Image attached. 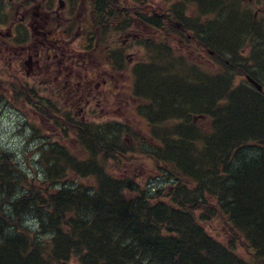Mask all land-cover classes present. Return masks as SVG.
<instances>
[{
	"label": "trees",
	"instance_id": "trees-1",
	"mask_svg": "<svg viewBox=\"0 0 264 264\" xmlns=\"http://www.w3.org/2000/svg\"><path fill=\"white\" fill-rule=\"evenodd\" d=\"M159 43L168 52L169 48ZM165 51L162 53L166 54ZM140 70L145 73L149 68ZM198 75L192 73L190 78L183 73L173 79L179 81L177 84L162 82L172 93L170 118L151 111V106L145 112L150 118V136L160 140L153 148L162 150L157 152L162 157L152 156L154 151L151 157L168 178L167 183H174L170 188L152 195L136 182L135 176L109 169L105 158L121 163L129 148L121 147L120 141L113 147L108 146V139L97 138V142L87 123L80 124L67 116L70 122L64 127L66 134L72 131L81 146L96 149L90 158L79 161L67 147L53 146L49 151L62 163L60 170L50 173L43 185L30 183L20 200L9 201V214L4 213L5 201L2 202L0 224L6 227L0 229V264H69L75 258L80 264H264V111L259 110L264 108L259 106L256 95L240 96L243 90L240 88L223 96L224 105H218L215 96H210L211 107L215 108L202 109L206 101L195 90L203 81ZM134 77L133 93L141 98L144 88L141 81L144 85L148 77L145 74ZM228 83L230 86V80ZM149 96L154 100L160 98L152 93ZM29 100L42 110L44 97L33 94ZM160 105L163 109V104ZM53 106L50 101L44 106L43 118L47 113L52 115L53 110L57 114L59 109ZM225 108L226 118L218 112ZM196 109H200L202 116L214 114L213 130L203 133L202 128L189 123L187 113ZM173 117L176 132L168 134L159 124H169ZM240 120L244 124L238 123ZM120 132L115 134L116 139ZM251 137L261 140L263 145L255 160L242 156ZM100 154L104 160H100ZM209 154L210 159L206 158ZM8 164L0 152V183L4 193L9 192L8 186L13 188L18 172L11 162ZM71 169L90 178L91 185L66 186L54 181ZM191 184H195L194 190ZM211 200L216 205L208 207ZM204 207L209 208L206 215ZM212 209L224 215L232 237L239 239L242 248L249 249L248 260L243 253H237L230 240L222 242L206 234L203 222ZM19 213L20 223L16 219ZM29 213L36 217V230L23 224ZM9 226L12 233H5Z\"/></svg>",
	"mask_w": 264,
	"mask_h": 264
},
{
	"label": "rangeland",
	"instance_id": "rangeland-1",
	"mask_svg": "<svg viewBox=\"0 0 264 264\" xmlns=\"http://www.w3.org/2000/svg\"><path fill=\"white\" fill-rule=\"evenodd\" d=\"M154 2L156 7H152L153 11L163 12L170 6V10L167 11L172 12L179 21L185 23L184 27L185 29L187 28L185 32L187 37L182 42V35L180 36L178 31L172 32L173 34L169 36L170 40L168 41L158 34L156 37L150 38V40L155 41V45L158 48H152L148 44L135 40L133 43L128 44L124 51L120 52V47L118 46L120 40L118 39L117 41L115 36L118 27L113 25V21L110 22V25L107 24V43L111 45L113 50L110 55L118 56V59L129 55L134 58L132 63L139 59L144 61L145 58L147 65L143 67L149 68L145 73L140 70L141 66L136 68L135 73H133L134 70L132 68L126 69L124 76L127 83L123 86L106 89L109 94L107 98H110L107 105L103 104L102 107L95 106L98 97H92L89 107L79 109L76 104V108H71L68 106L69 94L62 93V96H65L64 99L59 94H50L36 79L28 78L25 71L22 70L23 68L20 70L18 78L7 75L0 76V152L6 156L8 165L11 162L13 169L18 171L15 173L16 176H14L13 188L10 189L9 186L6 188V191H9L8 193L5 192V194L3 192L0 183V205L5 201L4 205H2L5 214L10 212L11 205L9 201L14 203L20 200V196L27 193L25 189L31 186L30 183L43 185L49 180L50 173L60 170L62 163L55 160L54 154L49 151L50 148L53 146L59 148L63 145L70 152L72 151L79 161H84V158L88 156L90 158L93 155V150L96 149V146H93L91 151L89 147L84 148L80 145V142L77 141V134L72 131L68 135L66 134L64 127L70 122V120H66L67 116L75 118L80 124L82 122L87 123L96 140L97 138L98 140L108 139L109 145H107L109 147L116 146L117 141H120L121 147L129 148V152L120 161L121 163L105 158L109 169L122 175L135 176L133 178H135L136 182L145 189H153V187L157 186L164 189V186H169V183H167L168 178L163 172L159 171L156 166V160L151 157V151H154L152 156L162 157V155L157 154L158 151L162 150L153 148L160 143V140L150 136V118L145 115V112L151 106V111L159 112L161 116L169 115L167 119L171 117L169 107L171 108L172 104L174 105L173 102L170 103L172 93L164 85L165 83L162 82L172 81L177 84L179 81H174L173 79L180 78L179 76L183 73L188 74L190 78L192 73H204L210 79H203L205 84L202 87L198 86L199 88L195 90L199 91L200 97L205 101L210 96L217 95V82L211 78H216L218 74L222 78L223 83H225L222 94L249 85L243 74L252 70L264 82V31L262 30V24L256 21L260 19V15L264 14V10L255 15L258 9H264V0H215L213 3L217 5V17L219 22H221V24H218V34L217 36L215 35L217 38L212 33L196 34L192 31V28L196 25H201L208 21L207 16L214 6L212 2L208 0H205L204 3L194 2V0H167V2L166 0H154ZM124 4L126 3L122 1L121 6ZM197 5H200V7L197 8ZM208 6H211V8ZM248 14L251 16H248ZM255 16L259 18L253 20ZM178 27L177 29H179ZM181 34L183 33L181 32ZM195 35H197L198 39L194 37ZM212 39L214 40L213 42ZM146 40L148 39H144V41ZM159 42L167 44L169 53L163 49L164 47L157 45ZM236 43L238 45L241 44L239 50L228 48L229 45H235ZM212 50L217 53V56L210 52ZM164 51L166 54L162 53ZM158 52L159 54L157 55ZM175 56L180 60L176 59ZM251 58L255 60L257 65L253 64ZM182 59L187 60V62L184 63ZM124 61L127 64L129 63L126 59ZM152 62L154 64H151ZM136 74H145L148 77V79L144 80V85L141 81V85L146 88L145 91L144 88L141 89L144 92H140L141 98L136 95L134 98L131 94L135 92L133 89L135 87L133 75ZM228 80H230V86ZM39 81L42 82V80ZM141 85L139 84V86ZM29 88H34L36 91L33 90L31 94H28ZM34 93L38 94L39 97L49 98V101L56 109L59 107L57 114L56 110H53L54 113L52 115L47 113L46 117L43 118L45 101L41 104L42 110L36 106L33 107L29 102V95L33 96ZM151 93L158 95L160 98L154 100L152 96H149ZM160 102L163 104V109H160ZM259 110L264 111L262 109ZM184 113L186 114V112ZM200 113L196 109L195 112L187 113V118L190 124L202 128V132L206 133L210 124H208V118H205ZM174 118L170 120L169 124H159L164 127L163 129L168 134L176 132ZM107 125H110V129ZM121 126L126 128H124L125 131H121ZM118 132H120L119 137L116 139L115 134ZM97 133L99 134L98 137ZM208 135L211 137L210 134ZM102 146H104V143ZM246 147H243L242 156L243 154L249 157L255 156L257 146ZM100 155V160H104V155ZM210 156L209 154L206 158L210 159ZM206 158L205 161H209ZM68 172L64 176L55 178L54 181L66 186L76 183L85 184L86 186L91 185L90 178L81 177L72 169ZM9 175L12 176L10 173ZM190 188L194 190L195 184H191ZM5 196L9 197V199H3ZM207 204H209L208 207H211V204H215V202L211 200ZM212 211L214 212V209ZM208 212L209 208L204 207L203 213L206 215ZM214 215L217 217L205 223L210 235L221 241L227 239L226 242H229L228 238L231 242L234 241L236 236L232 237L230 228L225 225L226 220L221 219L218 213ZM35 218L33 213H29L25 216L23 224L36 230L38 224ZM16 219L20 223V213ZM2 225L4 224H0V229L6 227V225ZM10 230H13L10 226L7 229L5 228V233H12ZM235 248L243 253L244 249L241 247L239 239L235 242ZM246 257L249 258L250 255ZM69 264L80 263L75 258Z\"/></svg>",
	"mask_w": 264,
	"mask_h": 264
},
{
	"label": "flooded vegetation",
	"instance_id": "flooded-vegetation-1",
	"mask_svg": "<svg viewBox=\"0 0 264 264\" xmlns=\"http://www.w3.org/2000/svg\"><path fill=\"white\" fill-rule=\"evenodd\" d=\"M122 1L126 4L121 6ZM152 7H156L154 0H0V76L18 78L23 68L28 78L36 79L50 94L62 99V93L69 94L71 108L76 104L79 109L89 107L92 97H98L95 106L107 105L106 89L125 85L126 69L147 65L145 58L132 63L129 55L121 60L110 55L109 22L118 27L115 36L120 52L135 40L157 48L150 38L158 34L168 41L172 32L178 31L182 42L187 37L184 22L170 11H153ZM256 21L264 31V14ZM29 89L28 94L36 91ZM44 98L47 106L49 98Z\"/></svg>",
	"mask_w": 264,
	"mask_h": 264
},
{
	"label": "bare ground",
	"instance_id": "bare-ground-1",
	"mask_svg": "<svg viewBox=\"0 0 264 264\" xmlns=\"http://www.w3.org/2000/svg\"><path fill=\"white\" fill-rule=\"evenodd\" d=\"M204 1L205 0H201V2H203L204 3ZM208 1H210V0H208ZM216 6L217 5H215L213 8H212V10L209 12L210 14L207 16L208 17V21L206 22V23H202L201 25L199 24V25H196L194 28H192V31L194 32V33H196V34H202V33H204V32H206V33H212V35H216L217 36V34H218V32H217V30H219V25L218 24H221V22H219V18L217 17V15H218V10L216 9ZM209 7V6H208ZM167 10H170V6H168V8H167ZM213 36V37H214ZM215 36V37H216ZM217 38V37H216ZM214 40L212 39V42H213ZM240 46H241V44H235V45H229L228 46V48H231V49H233V50H239V48H240ZM199 75V77L200 78H202V79H207V78H209V77H207V75L206 74H204V73H198ZM219 75V74H218ZM217 75V77L216 78H211V79H214L216 82H217V85H216V89H217V95L215 96V98H216V102L215 103H217L218 105H224V103H225V100H224V98H223V96L225 95V94H222L221 92H222V90H223V88H224V85H225V83H223V80H222V78L221 77H219ZM244 76H245V78H246V80H247V82H248V84L249 85H247V86H245L244 88H243V90H241V92H240V96L241 95H256V99H257V102H258V104H259V106L260 107H262V108H264V82H262L261 81V79H259V80H256V78H254V77H257L256 75H257V73L255 72V71H251V72H246V73H244L243 74ZM251 78H254L256 81L255 82H251L250 81V79ZM210 79V78H209ZM205 80H203L202 82H201V87L205 84ZM219 81H221V82H219ZM213 104H211V101H209V99L206 101V103L203 105V108L202 109H205V110H207V109H210V108H215V107H211ZM197 110H199L200 111V109H197ZM218 112L220 113V116L221 115H223L225 118L227 117V115H228V112H227V109L225 108V109H223V110H219L218 109ZM204 117L205 118H208V124H210V127L208 128L209 130H213L214 129V123H215V120H216V117L214 116V114H211V113H207V114H205L204 115ZM238 123H240L241 125L242 124H244V122H243V120H240ZM253 136V135H252ZM261 140H259V139H256V137H251V139L250 140H248V142H247V147H254V145H256L257 146V152H256V154H255V156H251L252 157V160H255L256 158H258L259 157V155L262 153V147H263V145H262V141L260 142ZM246 147V148H247ZM245 148V149H246ZM245 152V151H244ZM233 154H234V152H233ZM229 160H231V158L230 157H227ZM157 166V165H156ZM165 166H167V165H165ZM157 168H158V166H157ZM159 169V171H161V172H163V170L162 169H160V168H158ZM164 173V172H163ZM174 183H169V186H167V187H165L164 186V189H168V188H170L172 185H173ZM142 186V185H141ZM143 188V187H142ZM145 191H147V192H149L150 194H152L153 195V193H155L156 191H158V190H164V189H161L160 188V186H157V187H153V189H151V188H147V189H145V188H143ZM213 212V211H212ZM212 212H211V214H210V217L209 218H207V219H204L205 221L203 222V226L206 228V225H205V223L207 222V221H210L212 218H214V217H217V216H215L214 214L215 213H217L216 211H214L213 213L214 214H212ZM218 216L221 218V219H223V217H224V215H222V214H220L219 215V213H218ZM226 225V224H225ZM205 232H206V234L208 235V236H211L210 235V233H209V231H208V229L206 228V230H205ZM211 237H214V236H211ZM215 238V237H214ZM226 238H228L227 236H226ZM217 239V238H216ZM233 239V238H232ZM219 241H221L220 239H218ZM228 240H230L229 238H228ZM225 241H227V239H225L224 241H222V242H225ZM237 240L235 239L234 241H232L231 242V244H233V246H234V248H235V242H236ZM230 243V242H229ZM242 247V246H241ZM236 249V248H235ZM244 250H243V254L245 255L244 256V259H246V260H248V258L246 257L247 255H248V253H249V249L248 248H246V247H244L243 248ZM237 253L238 254H242V252H239L238 250H237Z\"/></svg>",
	"mask_w": 264,
	"mask_h": 264
},
{
	"label": "water",
	"instance_id": "water-1",
	"mask_svg": "<svg viewBox=\"0 0 264 264\" xmlns=\"http://www.w3.org/2000/svg\"><path fill=\"white\" fill-rule=\"evenodd\" d=\"M250 81H251V82H252V81L255 82L256 80H255L254 78H251Z\"/></svg>",
	"mask_w": 264,
	"mask_h": 264
}]
</instances>
